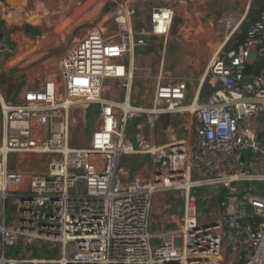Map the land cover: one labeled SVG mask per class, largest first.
Returning a JSON list of instances; mask_svg holds the SVG:
<instances>
[{
  "label": "built area",
  "instance_id": "obj_1",
  "mask_svg": "<svg viewBox=\"0 0 264 264\" xmlns=\"http://www.w3.org/2000/svg\"><path fill=\"white\" fill-rule=\"evenodd\" d=\"M145 3L96 0L88 11L110 8V16L73 41L56 78L11 99L0 87V264H264V66L248 70L264 59V13L237 49L222 47L211 59L206 99H188L187 79L164 71L176 10L151 6L147 26L139 25ZM245 17L226 19L228 37ZM154 38L162 42L159 69L139 67L137 49ZM13 39L15 46L0 38V81L19 65ZM140 71L154 80L149 106L129 97ZM122 90L125 99L112 94ZM91 107L97 120L86 138ZM186 113L191 136L171 121L158 144L138 122L136 142L126 139L130 121L155 127ZM135 154L153 160L149 175L121 165ZM169 189L180 191L183 212L158 227L154 195ZM39 241L57 245L58 257L28 256Z\"/></svg>",
  "mask_w": 264,
  "mask_h": 264
},
{
  "label": "rangeland",
  "instance_id": "obj_2",
  "mask_svg": "<svg viewBox=\"0 0 264 264\" xmlns=\"http://www.w3.org/2000/svg\"><path fill=\"white\" fill-rule=\"evenodd\" d=\"M51 1L52 0L28 1L30 3L32 2V4L36 7L37 11L32 12L30 15L22 16V19L24 18L23 21L27 19L29 22H32L34 24H39L42 30L40 31V33L38 32L37 35L34 34L35 35L34 40L25 37L27 40L26 41L27 45L25 44V41L23 39L24 33L22 31V28L19 27L18 25L11 23L9 21L8 26L10 28H6L4 30V32L8 34L12 32L15 34L13 40L16 41L20 40L19 50H17L18 56L21 53H23V50L28 49L33 44V49L29 51V54L31 55H28L23 61L20 59L19 56V58L16 59L15 61V63L18 62L19 65L12 68L9 71V73H5V75H3V78L0 81V87L4 92L5 96L9 99L13 98L14 93L18 94V92L21 89L23 90L27 86H30V88L38 87L40 86V83L45 79L56 78V75H58L60 70L59 62L61 60V57L67 50V48H69V46L73 43V41L76 38L80 37L81 35L87 32V30L83 31L82 29L83 25L78 26V24L85 21V18L93 19L98 15L97 13L99 9H96V11L94 12H89L96 0H86L85 4L77 3L79 2V0H69L66 7H61V8L56 7V13L58 15L60 16L65 15L64 17H61V19L64 21L66 20L68 21H66L65 23L64 21L61 23L58 21L49 23L46 20V16H44L41 13V11H45L47 9L46 7H43V4L46 5ZM242 1L243 0H185V3H181V0H146L145 3L146 9L142 13H140L141 15H140V19L138 20V23L141 25L142 20L147 19L146 14L148 13L151 6L172 5L174 8L176 7L178 13L176 15L173 25L171 44L174 40L181 39L184 45L187 46V48L191 49L193 54H196V53H200V51L203 50L205 47H210L211 45H213L211 36L214 35L215 25L218 24L214 19L216 18L218 19L219 17H221L222 14L221 8L223 10L230 9V11L231 10L236 11V9L240 6L241 3L246 4V2H242ZM258 2L259 0H251V6L253 8H256L257 6L256 4ZM73 3L76 4L73 5ZM55 4L56 3H54L53 5L54 8H55ZM204 4L206 5L204 8H202L201 6H203ZM67 7L73 9L68 10ZM74 8L77 9L76 13H72L74 14V16H72L70 19H67V17L72 15L69 13L75 10ZM110 11L111 9L107 8L104 11V14L102 15L108 18L110 16ZM88 12L89 15H86V17L84 18L80 17V19H78L79 16L86 14ZM50 14L51 16L53 15L52 11L50 12ZM55 15L52 16L53 19ZM47 17H49V14H47ZM240 17L242 16L240 15ZM1 19L2 18H0V29H4L3 27L5 26L4 24L6 21L4 19L2 20ZM22 19L21 17L14 18L16 22H22ZM219 24L221 23L219 22ZM93 25L95 26V24ZM93 25L91 27H93ZM184 25L187 26L186 27L187 31H181V33H179ZM60 37H62V39L59 40ZM40 39L45 42H48L49 45H44L39 49L38 46L34 44V42H37ZM3 41L8 42L9 41L8 37L5 36ZM21 42H24V44H21ZM9 44L11 45V42ZM158 48L159 46H155L153 48L150 46L145 47L144 52H150V51L154 52L157 51ZM176 64L182 68L186 67V69H188L189 71L188 75L191 77L190 80L191 82L189 84L192 85L196 84V82L198 81L195 75L196 71L194 70L195 69L194 66H198L197 70H199V72H202L204 71L207 65L205 62L186 63L182 61H178L176 62ZM150 80L151 79L147 78L141 71L138 72L137 78L134 79L132 84L131 94H129V97L131 98L133 104L149 106L152 103L153 85ZM112 94L120 99H125V97L127 96L125 90L116 91L113 92ZM93 108L94 107H91L88 112L89 113L87 119L88 128L87 130L84 131L86 138L88 137L91 129H93V127L95 126L97 120L96 110ZM168 117L169 120L173 122L176 132L184 135L188 134L192 122V116L190 114L186 113L184 115H172ZM0 120H1V115H0ZM134 121L136 122L134 124H131V122L133 123ZM134 121H130V123H128L126 128V132H127L126 139L133 143L136 142V139H133L135 136V131L133 133L132 131H130V129L136 126L137 120ZM260 123L261 126H264V114L260 119ZM85 142H87V140L84 141L82 140L80 143H78V145L81 146L85 145L84 144ZM141 155L143 154H135V155H131L130 157H124L122 159L121 165L130 168L132 174H139L142 171V164L144 161L145 163H147V165H149L148 170L145 171V175H149V173L153 169L151 158L145 155L144 156ZM38 169L43 170V167H39ZM146 172L148 173L146 174ZM201 201H202V205L207 203L206 201H203L202 198ZM8 203L10 207L9 218H12L15 212V206H11L10 201H8ZM182 205H183V197L181 196L179 190L169 189V190L157 192L154 195V211H155L154 214L156 213L155 216H157L158 219L156 226L158 227L171 226L170 225L171 222H169L168 218L172 215L179 214V212H177L176 210L179 207H182ZM207 205L208 204H206L205 206ZM34 244H38V246L36 247L35 250H33L34 254L31 256L33 259H55L58 257L57 245H52L51 243L39 241V242H34L30 246ZM16 249H19V247H11L10 252L16 251Z\"/></svg>",
  "mask_w": 264,
  "mask_h": 264
},
{
  "label": "crops",
  "instance_id": "obj_3",
  "mask_svg": "<svg viewBox=\"0 0 264 264\" xmlns=\"http://www.w3.org/2000/svg\"><path fill=\"white\" fill-rule=\"evenodd\" d=\"M28 1L29 0H0V18L4 19L6 21L5 24H4L6 27L4 26L3 27L4 29H0V38L4 39L5 36H7L8 40H9L8 42L9 43L11 42V45H13V46H15V43H13V41H12V36H14L15 34L13 32L9 33V34L4 32V30L6 28H10L8 26V22L9 21L11 23H14V24H16V25H18L19 27L22 28V31L24 33V38L23 39H24L26 45H27L26 38H28V39L30 38V39L34 40V38H35L34 34L37 35L38 32L40 33V31L42 30L40 28L39 24H34L32 22H29L27 19L23 21L24 18L22 19V16H27V15H30L32 12L37 11L36 7L32 4V2L30 3ZM68 1L69 0H52L51 2H49L46 5L43 4V7H46L47 9L45 11H41V13L44 16H46V20L49 23H53L54 21H56V22L58 21V22L61 23V22L64 21V20L61 19V17H64L65 15H63V16L58 15L56 13V7H59V8L66 7ZM242 2H246V4L245 3H241L240 6L236 9V11L235 10H231L230 11V9L223 10L221 8V11H222L221 17H219L218 19L217 18L214 19L218 24L215 25L214 35L211 36L212 37V41H213V45H211L210 47H205L203 50L200 51V53L193 54L191 49L187 48V46L184 45V43H183V41L181 39L174 40L172 42V44H171V40H172L171 39L172 32H171L170 43H168L167 48H166V61H165L164 71L167 74H169V75H171L173 77H179V78H186L187 79V81H188V90H187L188 99H191L195 95H199V98L202 99V100L206 99V96L208 94V89L204 85L203 79H204V75L206 73L205 71H207V69L209 67V64L211 62V59L219 52V50L222 47H228V48H232V49H237L238 46L241 44V42H243L248 26L250 25V23L254 22V21H251L249 13L251 14L254 10H256L257 6H256V8H253L251 6V0H243ZM51 3H53V4H51ZM54 3H56L55 4V8L53 6ZM77 3H80V2H77ZM82 3L85 4L86 0L84 2H82ZM181 3H185V0H181ZM75 4L73 3V5H75ZM205 5L206 4H204L201 7L204 8ZM72 9L73 8H68V10H72ZM175 10H176V15H177L178 10L176 9V7H175ZM51 11H52V14H53L52 16H54L56 14L54 19L52 18L51 14H50ZM76 11H77V9L71 11V13H69V14L76 13ZM142 11L140 13H142ZM67 13H68V11H67ZM140 13H139V15H141ZM47 14H49V17H47ZM86 15H87V13L83 14V15L79 16V18L78 17L77 18L78 19H80V17L84 18V17H86ZM240 15L241 16L245 15L246 16L245 20H244L240 30L234 36H232L230 38V37L227 36L228 27L226 26L225 21H226L227 18H230V17L241 18ZM72 16H74V14L70 15L69 17H67V19H70ZM17 17H21L22 22H16L14 20V18H17ZM101 17L103 18L104 15L100 14V15L97 16L96 19L85 18V21L79 23L78 26L79 25H83V27H82L83 31L84 30L88 31L93 24H95V26L97 25V21H99V19ZM146 18L147 19L142 20V24L141 25H146L147 26L148 13L146 14ZM139 19H140V16H139ZM50 20H52V21H50ZM138 20H137V23H138ZM66 21H68V20H66ZM66 21H64V23ZM219 22L221 24H219ZM244 23H248L246 28H244V26H243ZM186 27L187 26L184 25L182 30H180L179 33H181V31H187ZM172 31H173V28H172ZM60 39H62V37H60L59 40ZM51 41H52V39H51ZM21 43L24 44V42H21ZM34 44L36 46H38L39 49H40V47H42L44 45H49L48 42H45V41H43L41 39L38 40L37 42H34ZM161 44H162V42H161L160 39H155L154 38V39H150L149 44L147 46H145V47H149L150 46V47L153 48L155 46H159L157 51L144 52L145 47L138 48L137 49V53H136V57H135L136 64L139 67H149V66H151L154 69L158 70L159 69V60H158L159 59V50L161 48ZM32 49H33V44L28 49L23 50V53H21L19 55L20 59L23 61L28 55H31V54H29V51H31ZM19 56L15 57L12 60V62L15 63L16 59H18ZM178 61H182V62H186V63H201V62H205L207 65H206V68L204 69V71H202V72H199V70H197L198 66H194L195 67L194 70L196 71L195 75H196L198 81L196 82V84L192 85V84H189L191 82L190 81L191 77L188 75V73H189L188 69H186V67L182 68V67L178 66L176 64V62H178ZM0 65H3V62L1 60H0ZM6 73H9V70L6 71ZM150 81L152 82V85H154V80L151 79ZM182 115H184V114H182ZM135 120H137V123L141 122L143 124V131H144V134H145L146 138H148L149 140H151L153 142H156L158 144H164L166 142L165 127H166V125L169 122H171V120H169L168 116H163L161 121L155 127L147 126L144 123V121L140 120L139 118H137ZM135 122L136 121H134L133 123L131 122V124H134ZM134 127H132L130 129V131H132L133 133H134ZM181 135H183V136H191V135H193V133L191 132V127H190V130L188 131V134H185V135L181 134ZM133 139H135V136H134ZM141 156H144V155H141ZM145 156L150 158V156H148V155H145ZM127 157H130V156H127ZM151 163L153 164V169H154L155 168L154 167L155 163L153 162L152 159H151ZM148 168H149V165H147V163H145L143 161L142 171L139 173V175H143L144 176L145 175V171H147ZM153 169H152V171H153ZM147 173L148 172H146V174ZM134 175H137V174H134ZM213 207H214L213 214H214V216H216L219 213V208H218L216 203L213 204ZM176 211L179 212V214H177L178 216L180 214H182L183 205H182V207H179ZM153 212H155L154 211V203H153ZM155 214H154V223H155V226H156V223L158 222V219H157V216H155ZM38 244H34V245L29 246L27 248V252H28L27 255L28 256H32L34 254L33 250L36 249ZM38 254H39V252H38Z\"/></svg>",
  "mask_w": 264,
  "mask_h": 264
},
{
  "label": "trees",
  "instance_id": "obj_4",
  "mask_svg": "<svg viewBox=\"0 0 264 264\" xmlns=\"http://www.w3.org/2000/svg\"><path fill=\"white\" fill-rule=\"evenodd\" d=\"M257 8L251 14L249 13L251 21L257 20L264 13V0H259L256 4ZM248 23H244V28H246ZM264 66V59H259L255 64L248 65V70L251 72L260 71V69Z\"/></svg>",
  "mask_w": 264,
  "mask_h": 264
},
{
  "label": "water",
  "instance_id": "obj_5",
  "mask_svg": "<svg viewBox=\"0 0 264 264\" xmlns=\"http://www.w3.org/2000/svg\"><path fill=\"white\" fill-rule=\"evenodd\" d=\"M247 79H248L249 81H251V77H248Z\"/></svg>",
  "mask_w": 264,
  "mask_h": 264
}]
</instances>
